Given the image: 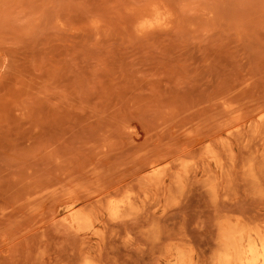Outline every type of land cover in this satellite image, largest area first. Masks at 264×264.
<instances>
[{
	"label": "rangeland",
	"instance_id": "rangeland-1",
	"mask_svg": "<svg viewBox=\"0 0 264 264\" xmlns=\"http://www.w3.org/2000/svg\"><path fill=\"white\" fill-rule=\"evenodd\" d=\"M157 9L167 24L141 28ZM263 113L264 0H0V264H170L178 245L212 264L221 218L264 197L242 168L252 147L233 139L224 176L207 134L249 135ZM179 157L196 167L183 192L167 180L173 200L69 228L73 208H103L100 190L141 193L140 165Z\"/></svg>",
	"mask_w": 264,
	"mask_h": 264
},
{
	"label": "bare ground",
	"instance_id": "bare-ground-1",
	"mask_svg": "<svg viewBox=\"0 0 264 264\" xmlns=\"http://www.w3.org/2000/svg\"><path fill=\"white\" fill-rule=\"evenodd\" d=\"M167 22V13L162 9H157L153 16L142 18L140 26L141 28L153 25L165 26ZM223 106L225 111H230L232 108L229 103H224ZM263 125L264 113L259 117V121L253 120L247 126L251 132L249 135H245V127L243 126L228 129L226 135H222V132L214 129L213 133L207 135H217L219 140L217 143L220 148L218 149L214 144H210L205 151L206 157L214 162L221 174L231 177V173L238 165L233 139L243 142L244 147H252L254 154L248 158L242 168L246 179L251 184L253 194L258 195L260 198L264 197ZM246 133L248 134V132ZM197 140V143H200L202 138L199 137ZM226 158H228L229 163ZM195 164L196 161L189 163L185 158L179 157L167 161L163 167L160 166L158 160L152 159L147 164L140 165L137 168V173L141 175V179L138 180L137 184L142 185L143 192H137L133 185L128 187L126 193L121 197H115L110 190H100L96 195L98 201H104L103 198L106 196L109 198L101 210L76 207L77 209L73 208L68 212L65 221L69 228L76 232L84 234L93 230L99 232L95 227L98 221L103 222L101 219L103 214H106L109 220L115 221L138 214L144 209L146 203L159 195H164L168 199L172 196L171 200H173L172 185H176L177 187H175L179 189V192H183L187 186L186 179L190 176V166L194 169ZM219 178L218 175H212L207 179L208 188L214 200L219 197ZM168 179L172 183V185L169 184L170 187L167 186ZM227 182H230V179ZM151 190L154 191V197L150 195ZM140 199L143 201L142 204H138ZM155 238L159 239L160 237L157 234ZM83 264L95 263L86 259ZM170 264H198V261L195 255L178 245L175 253H172ZM212 264H264V211L261 208L255 211L254 214H245L236 218L230 216L221 218L218 223L217 246Z\"/></svg>",
	"mask_w": 264,
	"mask_h": 264
}]
</instances>
